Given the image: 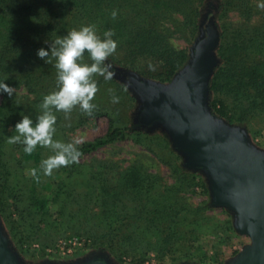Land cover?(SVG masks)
Returning <instances> with one entry per match:
<instances>
[{"label": "trees", "instance_id": "1", "mask_svg": "<svg viewBox=\"0 0 264 264\" xmlns=\"http://www.w3.org/2000/svg\"><path fill=\"white\" fill-rule=\"evenodd\" d=\"M225 2L206 0L203 12L210 16L219 10L223 11L227 4H234L241 10V14L249 19L258 14V10L255 11L258 8L260 18L263 20L260 25L254 26L243 40L226 41L223 32L220 33L221 40L217 49L220 62L209 81L211 93L208 105L214 114L233 123L241 122L240 114L248 106L244 101L245 98L238 97L241 88L252 87L248 96L264 105V2L261 5L254 3L253 0ZM187 3L188 0H153L151 7L154 9H150L155 10L153 14L150 13V19L153 20L151 23L147 20L145 24L138 18V12L142 8L135 4L129 6L136 8L135 15L129 18L136 20V23L141 22L136 29L135 36L138 32L136 42L132 41L135 36L131 34L125 40L124 46H134L130 53L154 55L166 60L169 67L166 76L160 78L161 80L170 79L172 74L186 63L188 53L181 50L170 58L172 52L166 37L162 32H156L154 27L158 25L159 20L168 19L175 12H181L183 15L181 24L186 25L189 19V24L192 25L190 35L194 37L198 26L197 20L194 19L200 12L195 13L193 17H187L182 9ZM164 6L165 10L160 9L165 8ZM113 7L114 4L110 0H0V82L14 89L24 88L28 93L35 95L33 99L21 101L15 91L11 97L0 91V216L2 215V218L6 211L7 197H16L9 184L11 169L6 159V138L16 135L15 124L21 120L22 114L28 115L35 123L36 116L41 112L39 105L44 95L53 91L52 85L48 82L54 83L55 61L48 64L47 70H42L43 65L47 63L37 56V50L44 48L50 51V45L57 36L62 37L72 29L78 30L81 26L89 24L96 26L97 34L101 37L106 30L111 29L115 33L112 38L116 40L118 33L128 27L129 18L117 14L113 19L111 15ZM119 7L116 5L115 11ZM173 23L177 24V20L174 19ZM127 31L133 33L132 29H127L124 30L125 35ZM118 49L120 46L117 47L116 53ZM116 53L109 57L107 62L112 65L114 73L122 74V71L114 66L119 60ZM85 59L89 62L87 53ZM217 91L226 94L235 91L237 104H241L238 108L243 112L235 115V110L228 111L222 101L213 97V92ZM131 100L134 101L133 98ZM96 112L95 110L93 115H96ZM60 113H55L58 123L56 126L60 125V120L58 121ZM108 115L110 123L107 131L94 140L83 142L78 146L82 155L128 137L140 143L144 138H154L169 145L168 138L163 133L149 135L138 122L131 119L126 125H116L109 112ZM86 117L87 115L82 113L77 124L86 120ZM12 146L19 152L22 162L30 163L31 167L37 169L39 182L32 177L28 186H25L26 200L27 207L31 211L37 210L43 213L48 209L49 203L45 194L51 192L52 200L59 195L60 190L55 188L57 178L62 172L71 178L73 171L80 172L77 169L80 164L73 163L68 167H61L51 176H45L40 170V163L47 156L52 155L50 149L37 147L32 155H27L23 152V145ZM171 152L174 153L173 150ZM169 164L173 182L161 186V177L149 172L140 164L134 163L125 170H116L112 163L105 160L97 161L96 166L92 165L91 170L86 173L88 177L85 178L84 189L79 192L81 199L71 205L69 203L57 205L59 215L75 218L78 222L75 227L66 223L65 230L71 231H67L65 235L83 236L90 240L91 248L106 250L119 261L127 256L136 264H140L150 252H153L158 258L169 257L173 263L194 261L195 257H200L202 259L200 260L205 262L206 254L198 241L210 232H214L216 236L221 232L229 236V233L234 232L231 215L225 208L220 210L225 214L222 219L210 215V211L217 209L210 205L204 179L198 173L183 167L180 160ZM197 188L207 198L192 205L188 201V194L195 193ZM13 206L17 208L15 201ZM44 222L47 223L48 220ZM17 223L18 221L13 220L6 226L12 244L22 252L21 247L34 238L35 230L31 229L30 233L26 234L16 229L19 226ZM29 224L33 226L32 222ZM196 251L198 254H195Z\"/></svg>", "mask_w": 264, "mask_h": 264}, {"label": "rangeland", "instance_id": "2", "mask_svg": "<svg viewBox=\"0 0 264 264\" xmlns=\"http://www.w3.org/2000/svg\"><path fill=\"white\" fill-rule=\"evenodd\" d=\"M110 1H112L114 4L112 12L115 11L116 5H119L120 7L116 10V13L129 18L131 15H135L134 10H136L135 7L129 8V6L135 4L142 8V10L138 12V18H140L141 21H144V24L147 20H149L147 21L149 23H151L153 20L150 19V13L153 14L155 11L150 10L154 9L151 7L153 0ZM205 1L206 0H188L186 6H183L185 8H182L185 11L187 17H193L195 13L198 11L200 12L199 15H197L194 19V21L197 20L198 25L197 34L194 37L190 35L192 25L189 24V19L187 20L186 25L181 24L183 20V15L181 12H175L174 15L168 19L159 20L158 25L154 27L156 32L160 31L166 37V42L172 52L170 53V58H173L181 50L186 51L189 56V49L192 46L194 39L199 35L200 24L205 15V12H203ZM217 1H226L225 3L232 1L233 3H236L238 0ZM253 2L261 5L264 0H253ZM230 5L231 4H227L223 11L219 10V12H215L210 16H212V21L217 27L219 35L223 32V36H225L226 41H231L233 39L243 40V38L250 34L251 29L254 26H258L262 23L263 20L259 15L260 11L258 8H256L255 11L258 10V14L251 16L249 19L244 14H241V10L235 7L234 4L231 6ZM179 6L182 5L179 4ZM160 9L165 10L166 7ZM220 14L221 17H219ZM174 19L177 20V24L173 23ZM124 20H127V18H124ZM128 21V27L124 30L132 29L133 33H129V31H127V35H125L124 30L118 33L116 41L118 46H120V49L117 50L116 54L119 60L115 62L114 66L123 70L124 72H134L141 77L163 84H168L179 69L172 74L170 79L161 80L160 78L166 76V71L169 67L166 60L154 55L130 53L134 46H124L125 40L128 39L131 34L135 36L136 29L141 21L136 23V20L134 21L130 18ZM137 38L138 32L132 41L135 43ZM220 40L221 38L219 39V44ZM218 46L216 48V56L218 58L217 65L220 62V58L217 54ZM87 60L88 59H85V62H88ZM149 64L154 67V71L149 69ZM43 66L44 68L42 70L48 69V64ZM216 67L214 68V71ZM213 74L211 78L213 77ZM53 78L54 83L52 81L48 82L52 85L51 90L56 89V70L53 74ZM96 79L99 84V92L96 94V97L93 100V103L96 105V115L87 116L86 120L77 124V121L80 119L82 114L79 108H77L76 111L73 110L70 120H65L64 113L61 112L58 119V121L60 120L61 122L59 121L60 125L56 126L57 137H54L55 139L65 143L80 141L79 145H81L83 142L94 140L107 131L110 123V116L108 115V112L112 119H114V124L116 125H126L128 124L129 119L132 120L133 114L137 107V101L127 85L121 81V79L115 77V75L111 80L108 81H105L103 77H97ZM110 89L112 90V93L109 92ZM14 91L21 101H25L27 99L30 100L35 97L34 94L28 93L24 88L14 89ZM251 91L252 87H248L246 89L241 88L239 90L238 97L243 99L245 98V103H248L245 111L243 112L241 110V112H243L242 114H240L241 112L238 108V105L241 104H237L238 101L235 98V91H230L227 94L222 91L213 92V97L222 101L223 106L226 107L228 111L233 112V110H235V115L240 114L242 117L241 122H233L231 124L244 127L252 143L258 148L264 150V105L260 104L259 100H253L251 96H248V92ZM210 93L211 92L209 90V95ZM112 94L119 97V103L113 104L111 102ZM131 98H133L134 101L131 100ZM57 124L58 123H56V125ZM147 132L149 135L157 132L166 135V133L160 129H154ZM142 140L143 142L140 143L136 142L132 137H128L126 139L114 141L107 145L101 146L91 153L81 155L79 161L76 163L80 164V167L77 168L80 171L79 173H77V171H73L71 178H69L66 173L61 171L62 175L57 178L55 188L60 190L58 195L59 197L57 196L55 197L57 198L56 200L55 198L52 200L51 192L45 194V196H47L49 199V203L48 209L43 213H40L37 210L33 212L27 207V190L25 191V186H28V183L32 178L30 175V170L33 169V167H31L30 163L22 162L20 160L19 152L12 146V144L7 143L5 146L6 159L8 160L11 169L9 184L11 185L12 193H14L16 197H7L6 211L3 214V218L2 215L0 216V221L8 238V226L6 225H8V223L10 224V222L13 220L18 221L17 224L19 226L16 227L17 230L24 231L26 234L30 233L31 229L35 230L34 238L30 240V242L28 241L24 243V245L21 247L22 252H20L9 239L13 247L20 253V255L26 261H31V263H39L45 261H70L75 258L87 256L90 253L100 252L104 253L108 259H111L116 264H136V262L130 257L125 256L123 257L122 261H119L113 254L106 250L91 248L90 240L85 239L83 236L79 238L83 239L86 242V245L80 250V253L77 256L63 258L54 257L52 253L48 252V249L54 250L59 239L69 236L65 235L67 231H71L65 230L66 223L72 227H75V225L78 223L75 218H71L66 215H59L57 213V205L60 203H65L66 205L69 203L71 205L72 203L81 199L79 192L84 189V181L85 178L88 177L86 176V173L91 170L92 165L96 166L97 161L105 160L109 163H112L116 170H125L132 164L137 163L142 165L149 172L158 174L161 177V186L169 185L173 182V174L171 173V166L169 163H174L178 160H180L182 166L183 163L182 156L173 149L169 138V145L165 144L164 141L158 142L154 138H144ZM170 149L173 150L174 153L171 152ZM175 156L178 157V159H176ZM193 172L198 173L206 182L203 174L198 171ZM43 178L46 179V177ZM205 198H207V196L203 193H200L199 188L196 189L195 193L190 195L188 194V201L192 205H196ZM13 201H15L17 208L13 206ZM215 209L217 210L209 212L210 215H213L218 219L225 217V214L220 211L221 208ZM229 214L231 215V223L233 226V215L231 212H229ZM46 220H48L47 223L44 222ZM29 222H32L33 226H31ZM23 228L27 229L22 230ZM229 234L230 235L227 236L225 233L221 232L219 236H216L214 232H210L206 233V235H204L198 241V243H200L202 246V249L205 251V262H202L200 257H195L194 261H181L178 263H173L169 257L158 258L153 252H150L145 260L140 264H224L233 258L244 245L250 242V239L247 236L237 233L235 229L234 232ZM45 243L47 244L45 245ZM35 244L38 246H35ZM195 254H198V252L196 251Z\"/></svg>", "mask_w": 264, "mask_h": 264}, {"label": "water", "instance_id": "3", "mask_svg": "<svg viewBox=\"0 0 264 264\" xmlns=\"http://www.w3.org/2000/svg\"><path fill=\"white\" fill-rule=\"evenodd\" d=\"M219 31L205 13L186 63L168 84L134 72L116 74L137 101L132 120L146 131L160 129L183 166L204 175L212 207L233 215V227L250 242L224 264H264V150L246 129L214 114L209 81L218 63ZM0 264H116L104 253L70 261H26L11 244L0 221Z\"/></svg>", "mask_w": 264, "mask_h": 264}, {"label": "clouds", "instance_id": "4", "mask_svg": "<svg viewBox=\"0 0 264 264\" xmlns=\"http://www.w3.org/2000/svg\"><path fill=\"white\" fill-rule=\"evenodd\" d=\"M115 19L117 13L112 12ZM115 35L111 29L97 34L96 26L89 24L81 26L78 30L72 29L66 35L56 39L50 45V51L44 48L37 50V56L56 69V89L44 95L39 108L40 114L36 116L35 123L28 115H23L15 124L16 135L6 138L8 144L23 145V152L32 155L37 147L48 148L52 155L43 159L40 170L45 176H51L61 167H68L79 161L82 155L78 148L80 141L62 142L55 139L57 116L55 113L63 112L65 120H70L74 109L87 116H92L96 105L93 100L99 92L97 77L105 81L111 80L115 73L112 65L108 63L109 57L116 53L118 43L112 37ZM90 60L85 62V54ZM150 70H155L149 64ZM0 91L12 96L14 88L0 82ZM112 93V90H109ZM111 102L119 103V97L112 94ZM70 126V125H69ZM30 175L39 182L37 169L30 170Z\"/></svg>", "mask_w": 264, "mask_h": 264}, {"label": "built area", "instance_id": "5", "mask_svg": "<svg viewBox=\"0 0 264 264\" xmlns=\"http://www.w3.org/2000/svg\"><path fill=\"white\" fill-rule=\"evenodd\" d=\"M86 242L76 236H66L57 241L54 250L48 249L49 253H52L54 257H74L80 253V250L84 248ZM35 246H38L35 244Z\"/></svg>", "mask_w": 264, "mask_h": 264}]
</instances>
